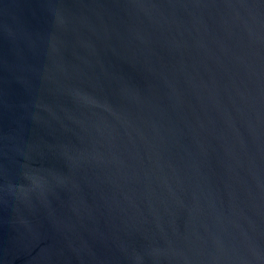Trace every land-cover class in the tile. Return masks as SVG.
<instances>
[{"label":"water","instance_id":"95a60500","mask_svg":"<svg viewBox=\"0 0 264 264\" xmlns=\"http://www.w3.org/2000/svg\"><path fill=\"white\" fill-rule=\"evenodd\" d=\"M0 264H264V0H0Z\"/></svg>","mask_w":264,"mask_h":264}]
</instances>
